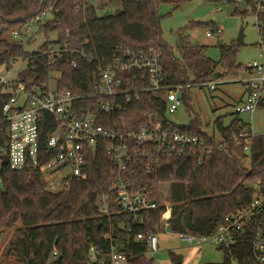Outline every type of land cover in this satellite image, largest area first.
<instances>
[{
	"label": "trees",
	"instance_id": "1",
	"mask_svg": "<svg viewBox=\"0 0 264 264\" xmlns=\"http://www.w3.org/2000/svg\"><path fill=\"white\" fill-rule=\"evenodd\" d=\"M118 1V2H117ZM191 0H0V68H10L12 61L22 58L27 68L20 73L24 81L49 83L51 72L62 70L60 87H69L74 93H91L94 71L98 66L108 64L116 49L157 50L167 82L171 85L204 84L213 80L216 73L238 75L242 64L236 62L240 44L221 46V60L208 58L205 46L184 41L182 58L163 39L161 3H171L178 9ZM218 3L223 0H205ZM107 2L120 5L113 13H100ZM252 4L253 0H249ZM50 5L59 9L56 20L42 29L46 38L57 33L56 40H47L42 51L50 44L67 45L68 48L84 50L91 60L80 62L78 68L66 63L69 54H64L57 65L49 64L48 54H32L25 43L12 42L7 37L10 31L21 29ZM234 14L246 16L236 8ZM264 21V17L262 18ZM213 30L215 23L202 24ZM264 36V26L259 29ZM29 43V42H28ZM222 72H220V70ZM190 85V86H189ZM7 96H0V147L7 148L8 124L2 120V105ZM92 96L83 99L81 112L96 108ZM95 105V108H93ZM264 108V99L261 104ZM260 107V108H261ZM166 106L162 99L143 93L134 102L124 121L117 120V130L137 131L150 125L154 111L165 115ZM219 137L202 130L199 120L194 118L190 125H180V130L190 134L206 136L211 142L226 141L228 148L217 146L203 163L193 155L163 159L151 171L139 162L131 164L128 175L136 189H145L152 200H158L162 184H169V201L173 210L167 220L174 232H190L197 236L212 235L224 217L248 204L256 194L255 184H264V134L252 138L249 154L244 150V140L238 146L233 135L252 132L250 125L241 119H234L227 127L221 123ZM224 140V141H223ZM249 157L250 168L242 163ZM112 158L104 150L97 156H90L89 175L85 180L76 179L61 192L47 188L42 173L36 168L14 171L8 163H2L0 176V234L12 232L7 243L10 253L2 258H14L17 264H87L92 247L103 255L112 250L137 255L130 264H155L145 255L146 240L138 241L139 234L159 233L165 225L161 221L165 207L145 211L143 223L132 215L113 207L112 216L102 217L96 207L99 194L109 190ZM161 228H160V227ZM224 260L220 263L251 264L248 259L250 247L242 246L234 252L223 250ZM57 252L58 259L53 260ZM244 259V260H243Z\"/></svg>",
	"mask_w": 264,
	"mask_h": 264
},
{
	"label": "built area",
	"instance_id": "2",
	"mask_svg": "<svg viewBox=\"0 0 264 264\" xmlns=\"http://www.w3.org/2000/svg\"><path fill=\"white\" fill-rule=\"evenodd\" d=\"M221 4H234L236 8L245 11L246 16H252L259 29L264 26V0H253L252 4L249 0H223L216 3L215 11L224 10ZM58 12L56 5H50L21 29L10 31L11 37L16 42L26 44L38 32L44 35L42 28L56 20ZM221 34L222 29L219 27L205 32L209 39ZM262 37L257 49L264 58ZM51 39L56 40L57 36ZM186 42H190L189 38ZM42 44H38L31 53L48 54L50 65H57L64 54H69L66 63L72 68H78L80 62L91 60L84 50L50 44L42 51ZM243 68L249 74L242 79L246 98L236 112L252 113L261 107L264 99V62L254 61ZM61 76L62 70H54L50 82L44 83L34 82V79L24 81L20 72L15 79L0 74V96L8 97L2 105V120L7 122L9 134L7 148L0 147V155L8 156L12 170L36 168L42 173L49 191L61 192L68 189L74 180L87 179L90 156L95 157L98 151L104 150L112 158L113 167L110 171L109 190L96 198L100 216H112V209L116 207L120 212L130 214L137 222L143 223L145 211L163 205V231L178 234L182 241L196 248L215 244L232 253L242 246H249L248 262L264 264V184L260 181L255 184L257 192L248 204L226 215L214 234L204 236L172 231L167 223L173 210L171 201L160 197L152 200L145 189L134 188L130 181L128 170L133 163L139 162L151 171L163 159L190 154L201 164L215 147L220 145L228 148L224 140L215 143L206 136L184 132L180 130L179 124L166 118L167 113H175L183 105L181 92L185 86L167 82L159 51L116 49L108 64L96 67L91 93H74L67 86L60 87ZM208 85L212 90L216 88L214 80ZM143 93L164 101V116L154 111L150 116V125L137 131L117 130L106 123V120L114 125L117 120L124 121L134 102ZM89 95L94 98L96 108L94 105L95 109L81 112L83 99ZM254 136L256 134L253 132L250 135L242 132L233 135V140L238 146L244 140V150L249 154ZM137 240L147 241L148 250L145 255L148 259L160 251L159 233L139 234ZM136 256L117 250L103 255L98 248L92 247L87 264H130ZM55 259H58L57 252L53 253ZM234 262L240 264L239 259H233Z\"/></svg>",
	"mask_w": 264,
	"mask_h": 264
},
{
	"label": "rangeland",
	"instance_id": "3",
	"mask_svg": "<svg viewBox=\"0 0 264 264\" xmlns=\"http://www.w3.org/2000/svg\"><path fill=\"white\" fill-rule=\"evenodd\" d=\"M107 3L108 6L100 10V13H113L120 8V5L116 2ZM221 5L224 9L222 12L215 11L216 3L206 2L205 0H191L178 9H174V5L171 3H161L158 12L161 15L163 39L173 47L175 55L180 59L183 54L182 39L186 41L189 38L191 44L205 46L206 56L218 62L221 60V46L238 43L237 39L242 29L244 39L242 43H238L240 48L236 56V62L244 67L249 66L254 61L263 63L264 58L257 49V45L261 43L263 37L255 19L250 15L240 16L234 14L233 11L236 9L234 4ZM211 23H215L217 27L222 29V34L219 37L206 38L205 32L211 28L206 25L202 26V24ZM56 36V32L50 35L51 38ZM7 37L12 42H16L10 34H7ZM51 38L47 39L43 32H38L29 40V43L26 42L25 47L29 52H32L38 44L45 43ZM40 41L41 43H39ZM26 65L25 60L18 58L12 61L10 68L1 67L0 74H6L10 79H15L19 72L24 71ZM248 75L242 67L238 75L223 73V76L213 79L216 82L214 90L210 89L209 82L186 87L181 92L183 105L177 112L167 113L166 118L170 122L180 125H190L197 117L202 130L216 137H219L217 122L227 127L234 119L238 118L243 123L250 125L254 134H264L263 107L252 113L236 112L237 107L246 98V89L242 79ZM249 162V157L242 160V163L248 168L251 167ZM1 168L2 162L0 161V171ZM160 191V198L169 201V184H162ZM11 234L12 232L0 234V264H17L14 258L8 260L2 258L4 252L9 250V248L7 249V243ZM159 238L160 251L149 256V259H153L155 264H174L175 253L183 255L182 264H210L220 263L224 260V252L215 244H207L201 248L192 247L187 242L182 241L178 234L167 230L163 231L162 228L159 232ZM233 264L237 263L234 262Z\"/></svg>",
	"mask_w": 264,
	"mask_h": 264
},
{
	"label": "water",
	"instance_id": "4",
	"mask_svg": "<svg viewBox=\"0 0 264 264\" xmlns=\"http://www.w3.org/2000/svg\"><path fill=\"white\" fill-rule=\"evenodd\" d=\"M243 39H244V34H243V30L241 29L239 37L237 39L238 43H242ZM219 76H220V73H216L213 76V79H217V78H219ZM0 159L2 160L3 163H8V156L7 155H5V154L0 155ZM7 253L8 254L10 253V248H9ZM182 262H183V255L175 253L174 254V264H182Z\"/></svg>",
	"mask_w": 264,
	"mask_h": 264
},
{
	"label": "crops",
	"instance_id": "5",
	"mask_svg": "<svg viewBox=\"0 0 264 264\" xmlns=\"http://www.w3.org/2000/svg\"><path fill=\"white\" fill-rule=\"evenodd\" d=\"M180 125V124H179Z\"/></svg>",
	"mask_w": 264,
	"mask_h": 264
}]
</instances>
